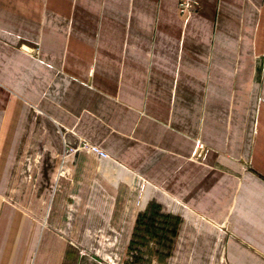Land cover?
Listing matches in <instances>:
<instances>
[{
    "label": "crops",
    "instance_id": "crops-1",
    "mask_svg": "<svg viewBox=\"0 0 264 264\" xmlns=\"http://www.w3.org/2000/svg\"><path fill=\"white\" fill-rule=\"evenodd\" d=\"M198 1L184 20L178 0H0V264H100L62 230L86 190L147 264H264V0ZM59 127L109 157L67 156L56 184Z\"/></svg>",
    "mask_w": 264,
    "mask_h": 264
},
{
    "label": "rangeland",
    "instance_id": "rangeland-1",
    "mask_svg": "<svg viewBox=\"0 0 264 264\" xmlns=\"http://www.w3.org/2000/svg\"><path fill=\"white\" fill-rule=\"evenodd\" d=\"M200 6V5H199ZM199 8V7H198ZM197 8V9H198ZM195 9L193 12H195ZM180 9L178 0V11L184 20H188L193 14H185ZM38 48H32V51L37 52ZM65 142V155H60L55 166L54 179L57 184L60 178H66L69 176L68 167L66 166V157L74 155L85 156L88 159L87 151L80 148V143L85 140L80 137L71 136V132L64 127H59ZM42 132L38 129L37 135ZM39 138V137H38ZM49 145L45 141H39L35 144H29L22 155L20 166L22 174L28 183L35 184L38 177V171L45 164V151L46 146ZM202 158V157H200ZM199 158V159H200ZM90 166V162L86 165ZM66 174L56 179L59 169ZM85 182L90 181L83 176ZM132 197L135 202L138 203V208L141 207V214L146 217L157 216L160 220V197L159 203L155 207H146L147 201H155L154 196H149L150 184L141 177H136V180L131 184ZM92 192L84 191L85 201L83 205L77 206L74 201H70L69 205L64 209L63 214L65 217V228L62 229L71 241L78 244L82 249L87 251L99 252L101 254L108 253L116 250L122 257L124 264H147V257L139 254V246L145 245V242H141V239L134 240V247L132 250H128L125 254L123 251L124 239L123 234L125 230V223L117 224L113 221L114 214L118 215V212L123 209L120 207H114L113 197H108L107 193L95 192L98 197H94V205H91L87 201L91 199L89 196ZM76 199V197H74ZM157 199V198H156ZM156 203V202H155ZM149 225H151L149 223ZM157 226V230H160V225ZM143 228V227H142ZM147 229V228H146ZM156 230V228H152ZM145 241V240H144Z\"/></svg>",
    "mask_w": 264,
    "mask_h": 264
},
{
    "label": "built area",
    "instance_id": "built-area-1",
    "mask_svg": "<svg viewBox=\"0 0 264 264\" xmlns=\"http://www.w3.org/2000/svg\"><path fill=\"white\" fill-rule=\"evenodd\" d=\"M180 9L185 12V14H192L195 9H197L200 5L198 0H179ZM180 10V11H181ZM204 144L198 145V153L197 157H201L203 150H204ZM80 148L83 150H86L88 153H94L99 158H108L109 154L107 151L102 149L100 146L93 144L87 140H82L80 143ZM116 250L108 253H99L100 255V264H124L122 257L119 255L118 252H115Z\"/></svg>",
    "mask_w": 264,
    "mask_h": 264
},
{
    "label": "bare ground",
    "instance_id": "bare-ground-1",
    "mask_svg": "<svg viewBox=\"0 0 264 264\" xmlns=\"http://www.w3.org/2000/svg\"><path fill=\"white\" fill-rule=\"evenodd\" d=\"M198 145L200 146V145H203V144L202 143H199ZM197 150H199V149L197 148ZM59 171H60L59 173H61V170L60 169H59ZM59 173H58L57 177H59Z\"/></svg>",
    "mask_w": 264,
    "mask_h": 264
}]
</instances>
